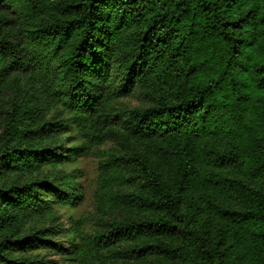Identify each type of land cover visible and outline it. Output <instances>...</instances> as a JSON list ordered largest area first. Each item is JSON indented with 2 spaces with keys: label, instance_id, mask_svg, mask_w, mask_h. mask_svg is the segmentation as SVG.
Here are the masks:
<instances>
[{
  "label": "trees",
  "instance_id": "obj_1",
  "mask_svg": "<svg viewBox=\"0 0 264 264\" xmlns=\"http://www.w3.org/2000/svg\"><path fill=\"white\" fill-rule=\"evenodd\" d=\"M135 92L149 107L114 109ZM107 141L126 150L101 166L97 204L123 218L78 222L69 248L23 233L83 202L80 172L29 179ZM38 248L264 264V0H0V264H45Z\"/></svg>",
  "mask_w": 264,
  "mask_h": 264
},
{
  "label": "rangeland",
  "instance_id": "obj_2",
  "mask_svg": "<svg viewBox=\"0 0 264 264\" xmlns=\"http://www.w3.org/2000/svg\"><path fill=\"white\" fill-rule=\"evenodd\" d=\"M3 99L7 100L6 97ZM149 105L150 102L142 93L135 92L130 97L116 102L113 107L116 111L129 112L135 108H147ZM76 143H78V140ZM124 150H126V147L123 143L107 141L98 148H94L91 153L81 155L76 163L60 165L56 169L46 167L33 175L29 179L30 182H61L63 180L62 182L65 183L66 180L63 177L66 175L73 176L75 172H80L81 175L75 181L83 189V202L76 206L71 204L55 205L50 216L26 224L23 227V233H34L36 230L40 232L49 231L51 233L49 239L53 243L69 248L70 240L75 235V224L78 222L83 221L82 229L87 234H93L101 229L105 223L123 218L124 213L121 208L109 206L107 210H103L99 203L97 204V197L102 190L99 179L101 166L114 163V157L124 152ZM67 182H69V178ZM133 190L134 187L130 186L116 190L110 195L131 194ZM32 256L37 257L45 264L64 263L62 257L51 249L38 248L34 250Z\"/></svg>",
  "mask_w": 264,
  "mask_h": 264
}]
</instances>
